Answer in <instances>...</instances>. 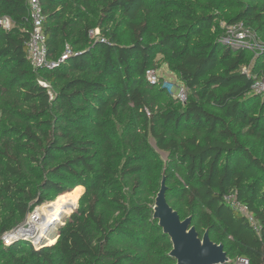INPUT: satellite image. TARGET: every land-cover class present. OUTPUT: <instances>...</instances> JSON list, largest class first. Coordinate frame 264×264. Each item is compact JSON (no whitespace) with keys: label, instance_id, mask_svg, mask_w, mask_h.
Returning <instances> with one entry per match:
<instances>
[{"label":"trees","instance_id":"1","mask_svg":"<svg viewBox=\"0 0 264 264\" xmlns=\"http://www.w3.org/2000/svg\"><path fill=\"white\" fill-rule=\"evenodd\" d=\"M40 2L48 59L71 51L54 69L28 58V0H0L12 23L0 25V264H176L153 218L164 161L151 138L170 152L167 199L181 218L223 243L227 264H264V96L252 92L264 51L224 42L243 23L264 44V0ZM162 66L185 101L149 82ZM79 186L78 208L41 244L5 243Z\"/></svg>","mask_w":264,"mask_h":264},{"label":"water","instance_id":"2","mask_svg":"<svg viewBox=\"0 0 264 264\" xmlns=\"http://www.w3.org/2000/svg\"><path fill=\"white\" fill-rule=\"evenodd\" d=\"M150 144L164 161V171L162 174L160 189L156 194L153 204V218L158 221L164 234L168 235L170 238L172 243V249L169 253L170 257L176 260V264L230 263L232 258L228 255L223 243L215 242L211 238L208 229L203 235H200L196 226L192 222L193 217L188 216L182 219L179 212L169 203L167 199V191L169 187L167 185L166 168L170 152L161 149L155 138L150 139ZM77 208L78 205L75 210ZM35 211L36 209L32 213ZM25 222L11 231L7 237L12 238L14 241L27 239L26 237L17 234ZM59 224H65L64 220L55 225L50 224L44 232L45 235L47 236L50 231ZM34 236L35 239L39 238V244L44 240V238H41V234L38 235L39 237L37 236V233L36 235L34 234Z\"/></svg>","mask_w":264,"mask_h":264},{"label":"built area","instance_id":"3","mask_svg":"<svg viewBox=\"0 0 264 264\" xmlns=\"http://www.w3.org/2000/svg\"><path fill=\"white\" fill-rule=\"evenodd\" d=\"M29 5V13L30 18L33 23V30L31 32L29 41L27 43L28 48V58L31 61V64L34 68H47V69H54L55 67L59 66L63 61H65L68 56L71 54L69 49L66 50L65 54L62 58L55 62L51 61L47 57V48L44 36V14L40 0H28ZM0 25H2L5 29L11 28V21L9 18L0 19ZM93 37H98L100 35V31L98 29L91 32ZM224 42L227 45H230L235 48H249L254 52L257 51H264V44L257 38L256 34L252 32L250 29L245 28L243 23L236 24L229 26L227 29V35L224 37ZM247 71V69H244ZM158 70L156 69H149L147 71V78L151 84H157L160 81ZM169 81H164V87L166 85H170L169 91H172V84ZM167 88V87H166ZM181 90L179 91L178 95L173 93L176 97L181 99L182 101L186 100L187 92L186 89L181 86ZM252 92L255 94H260L264 96V77L262 76L259 79H256L254 84L252 85ZM226 201L230 203V205L246 215L249 221L252 224L257 225V222L252 214L249 213L248 208L243 205L241 202L237 200L236 195H229L225 197ZM9 233H7L4 237L5 243L10 244L14 240L10 237H7ZM236 264H249L248 259L246 258H238L236 260Z\"/></svg>","mask_w":264,"mask_h":264},{"label":"bare ground","instance_id":"4","mask_svg":"<svg viewBox=\"0 0 264 264\" xmlns=\"http://www.w3.org/2000/svg\"><path fill=\"white\" fill-rule=\"evenodd\" d=\"M84 191L83 187H76L71 196H73L74 202H65L63 200L53 202V203H45L38 207L34 214L26 220L25 224L18 231L19 236H28L34 232L36 226H41V238L45 237V230L47 227L52 224L55 225L63 220L65 216H67L72 209L75 210L76 205H78V200ZM39 238H37L36 242Z\"/></svg>","mask_w":264,"mask_h":264},{"label":"rangeland","instance_id":"5","mask_svg":"<svg viewBox=\"0 0 264 264\" xmlns=\"http://www.w3.org/2000/svg\"><path fill=\"white\" fill-rule=\"evenodd\" d=\"M157 72H158L159 77H161L160 79H163L164 81L166 80V81L171 82L173 93H175L176 95H178L179 91L181 90V88H180L181 86H180V84H178V82H177L176 78L174 77V75L168 71L167 67H166V66H162ZM169 82H168V83H169ZM165 87H167V89H169L170 85L168 84V85H166ZM83 193H84V192H83ZM82 195H83V194H82ZM82 195H81V197H82ZM81 197H80V198H81ZM59 198H60V197H59ZM59 198H58V199H59ZM58 199H57V200H58ZM61 200L65 201V202H68V201H69V202H74V200H73V196H70V197H67V198H64V199H60V200H58V201H61ZM79 200H80V199H79ZM55 202H57V201H55ZM78 203H79V201H78ZM74 211H75V210H73L70 214H68L63 220H65L66 218H68L69 216H71V215L73 214ZM33 214H34V213H30V214L28 215V217H27L26 220H28ZM59 225H60V224H59ZM59 225H58V226H59ZM58 226L54 227V228L52 229L51 233H52V232H55V231L57 230ZM40 227H41V226H36L34 232H32V234L26 236L28 240H31V241H32L33 243H35V244H39V242H36L37 238L35 239L34 234L36 235V233H37V236L40 235V233H41V231H42V230H40ZM49 236H51V235H49ZM38 237H39V236H38ZM45 244H47V243H44V244H42V245H36V246H37V247H39V246H45ZM234 264H236V260H235Z\"/></svg>","mask_w":264,"mask_h":264}]
</instances>
